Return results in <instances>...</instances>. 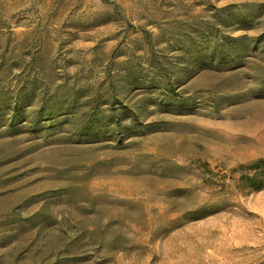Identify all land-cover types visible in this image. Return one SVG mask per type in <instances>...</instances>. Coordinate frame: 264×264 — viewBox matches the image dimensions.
<instances>
[{"label": "rangeland", "instance_id": "374dc122", "mask_svg": "<svg viewBox=\"0 0 264 264\" xmlns=\"http://www.w3.org/2000/svg\"><path fill=\"white\" fill-rule=\"evenodd\" d=\"M264 260V0H0V264Z\"/></svg>", "mask_w": 264, "mask_h": 264}, {"label": "trees", "instance_id": "16d2710c", "mask_svg": "<svg viewBox=\"0 0 264 264\" xmlns=\"http://www.w3.org/2000/svg\"><path fill=\"white\" fill-rule=\"evenodd\" d=\"M259 264H264V260L262 262H260Z\"/></svg>", "mask_w": 264, "mask_h": 264}]
</instances>
